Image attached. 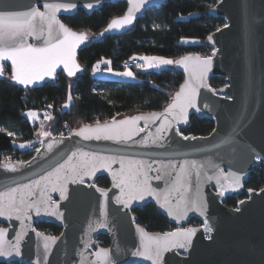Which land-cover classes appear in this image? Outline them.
<instances>
[{
  "label": "water",
  "instance_id": "1",
  "mask_svg": "<svg viewBox=\"0 0 264 264\" xmlns=\"http://www.w3.org/2000/svg\"><path fill=\"white\" fill-rule=\"evenodd\" d=\"M114 1L116 0H2L0 10L23 12L31 7H39L41 11H45L44 3H75L77 5L75 8L68 10L62 8L55 13L56 18L63 23L60 19L61 16H71L79 9L91 14L93 11L101 9L104 4ZM121 1L126 4V12L129 7L128 0ZM166 1L146 0L140 10L135 13L133 23L119 31L113 30L100 35L112 19L102 31L95 35L75 31L85 33L89 37L76 49V62L80 65L77 54L86 44L99 41L105 36H118L129 31L147 9L162 5ZM88 3H92L93 7H86ZM208 15L223 18L230 27H221V32L215 31L210 34L214 37V44L206 40L207 44L217 51L216 55L212 57L211 70L203 79L204 86L200 88L197 96L196 102L201 110L196 111L189 108L187 122L182 119L178 122L174 111L170 115L165 114L168 115V121L171 122L168 130L163 133L157 132L161 123L167 125L164 115L161 114L173 102L175 93L180 90V86L190 79L192 66L196 63L195 59L190 62L188 71H185L182 65H172L174 71L183 75V82L172 95L171 101L161 111L138 113L115 119L120 121L136 116L144 117V119L136 121L135 124L130 123L129 126L133 129V134L132 139L127 142L85 140L81 136L75 135L81 129L96 126V124H85L73 129L68 136H45L39 133L37 137L39 152L25 161H31V164H24L22 167L20 162L16 161L0 164V193L7 192L8 188H14L17 184H26L31 185L32 190L37 192V196L28 197L29 189H22L26 203L29 200L37 199L43 201L40 205L39 215L34 209L26 208L25 211L29 218L21 215L20 219H17V213L14 211L11 214L6 212L5 215L0 216V230H3L0 243L4 246L14 245L17 243V237H20V255L13 252L9 257H0V262L108 264L111 261L113 264H153L155 257L148 259L145 256L132 255L138 250L143 251L144 244H149L154 238L162 237L164 234L147 232L135 222L132 209L151 203L170 223L183 226V228L197 229L192 237V244L187 250L176 248L164 252L157 264H264V187L258 191H247V198L242 200L244 203L237 205L240 208L239 212L223 204L224 197L239 193L248 174L261 161L264 163V160L257 162L249 155L250 148L264 155V0H224L222 4L217 3L213 6L208 11ZM57 31L58 25H54V35ZM27 42L36 46L43 44L42 40H35L31 37L27 38ZM185 56L205 58L197 54ZM0 63L3 64L4 73L5 68L9 67L11 76V62ZM80 68L81 71L76 76L83 73L81 65ZM58 72H62L68 79L76 77H68L62 65L57 68L56 74ZM10 76L9 82L21 89L39 88L45 83L55 80V78L46 77L45 81L25 87L11 81ZM4 77L5 74L0 77V80ZM214 77L223 78L224 85L217 89L211 87L209 80ZM227 97L232 99L229 100ZM204 104H208L209 107L203 108ZM153 113L156 115L153 116ZM242 113L245 117L246 127L237 137L239 145L235 154L224 147L217 150L219 155L216 152L199 150L220 143L221 139L231 131L234 121ZM192 115L201 119L213 120L217 132L213 133L212 130L207 136H197L195 140H184V135H178V133H180V129L188 125ZM106 122L110 125L113 119ZM140 128H143L144 131L139 132ZM160 135H163L164 139H157ZM202 137L208 139H201ZM62 139L63 143H60ZM154 140L155 143H153ZM49 143H53L51 152L47 150ZM76 148L106 158L96 162L97 170L93 175L83 176V183L79 182V178H77V182H72L68 165H65V168L60 169L59 172L55 170ZM33 157L36 159L33 160ZM113 158L116 160L115 163L112 162ZM84 159L85 157L78 154L74 158V162ZM185 160L204 163L209 175H212L213 170L208 167L207 163L208 160H211L219 164L226 174L231 171L241 177L239 186L225 182L221 188L216 185L215 180L206 181L203 176L204 170H201L198 191L201 197L207 201L206 215L213 228L211 233H206L202 226L184 227L191 218L204 220V216L198 211H189L186 216L177 219L168 215L167 206H160L164 194L171 191L172 179L178 170V168L174 169L169 162L178 166L179 162ZM121 161L125 175L134 174L140 161H143L145 166L151 164V169L145 167L142 171L147 173L148 182L152 188L159 190L153 196H146L143 201L133 200L128 209L115 202L117 197L126 199L120 188L113 186L116 183L113 173H120ZM13 166L16 167V171L11 170ZM156 169H159L163 174V178L160 180L154 178L157 175ZM100 176L106 177L109 181L107 188H100L94 184V180ZM41 177L44 178L41 179ZM35 181L40 182L39 188L33 183ZM54 188L58 190L54 191ZM61 189L66 197L64 199H61ZM97 189L107 192V207L104 209L106 216L102 215L101 207L105 198ZM196 191V178L193 176L192 187L184 195L187 197ZM221 191H224L223 196L219 195ZM16 195L17 203H19V193ZM178 196V193L171 191L173 206L176 204ZM157 197H159V202ZM4 199L6 203L7 196ZM99 222L106 224V227H99ZM34 223L52 224L61 230L58 236H52L58 239L55 243L50 242L47 257L44 254L43 243L44 238L49 235L37 231L33 227ZM37 233L41 235H37ZM99 234L108 238V247L96 245L94 238ZM209 236L211 239L207 238ZM101 249L109 250L107 261L97 258L96 253Z\"/></svg>",
  "mask_w": 264,
  "mask_h": 264
},
{
  "label": "trees",
  "instance_id": "2",
  "mask_svg": "<svg viewBox=\"0 0 264 264\" xmlns=\"http://www.w3.org/2000/svg\"><path fill=\"white\" fill-rule=\"evenodd\" d=\"M216 4L217 0H167L162 5L147 9L129 31L118 36H105L82 47L77 58L83 73L74 79H68L58 72L53 82L39 88L21 89L9 82L10 69L6 67L5 77L0 80V129L13 130L19 140L0 131V160L6 154L24 161L32 157L27 152L37 143L38 133L35 125L25 116L28 111L39 112L48 108L52 117L50 135L66 126L75 129L85 124L94 125L97 121L103 123L113 118L161 111L183 82V75L174 71L172 66L147 73L136 72L135 81L95 78L92 76L93 66L102 60H109L113 69L123 70L125 63L141 56L173 60L189 54L210 56L213 49L207 44V37L225 24L223 18L208 15ZM125 10V2L116 0L91 14L79 9L75 14L61 16L60 19L74 31L95 35L111 19L122 16ZM193 40L197 42H183ZM209 84L217 89L224 85V79L214 77ZM69 91L72 99L65 108ZM213 128V120L192 115L180 133L191 137L207 136ZM19 143L29 146L20 148ZM94 184L107 188L109 181L100 176L94 180ZM263 187L264 163L260 162L243 182L242 191L236 196L226 197L223 203L227 207H235L239 200L247 197L249 189L258 191ZM132 213L136 223L147 232L162 234L175 229L176 225L170 223L151 203L134 208ZM193 221L196 220H189V224ZM33 227L49 236L60 233V228L48 223H34ZM95 240L100 246H108L105 236H98Z\"/></svg>",
  "mask_w": 264,
  "mask_h": 264
},
{
  "label": "snow or ice",
  "instance_id": "3",
  "mask_svg": "<svg viewBox=\"0 0 264 264\" xmlns=\"http://www.w3.org/2000/svg\"><path fill=\"white\" fill-rule=\"evenodd\" d=\"M2 2V0H0ZM146 2V0H128L129 7L125 14L118 18H113L110 23H108L104 32L100 33V35H104L105 32H110L113 30L119 31L121 29L126 28L131 25L134 21V15L136 12L140 10V7ZM224 0H217L218 4H222ZM77 5L75 3H67V4H54V3H44L43 7L45 11H41L39 7H31L27 11H8V10H0V62L10 61L11 62V76L10 80L15 82L18 85H22L28 87L29 85H35L38 82L45 81V78H55L56 70L61 65L63 66V70L66 72L68 77H74L76 74L81 71L80 65L76 62V49L88 40V35L85 33H77L63 23H61L57 18L55 13L60 9H72ZM88 8H92V3H88L86 5ZM54 25H58V31L54 35ZM158 27V26H157ZM230 25L225 23L223 28H228ZM221 28H217L216 32H221ZM33 38L35 40H42V46H36L32 43L27 42V38ZM207 40L214 44L213 35H209ZM189 42V41H185ZM196 43L197 41H191ZM216 49L213 48V52L211 56H207L201 59L199 56L193 58L192 56H184L180 59L173 60L164 57H155V56H142L141 60L146 62L147 68H161L169 65H182L185 68V71L189 70L190 62L195 59L196 63L192 66V71L190 72V79L186 80L184 84L180 86V90L175 93L173 98V102L168 105V107L164 110L165 121H167V125L165 123H161L158 127L157 132L163 133L168 130V127L171 126V122L168 121V115L172 112H176V119L179 122L182 119L184 122H187L188 119V109L193 108L196 111H200L201 108L197 105V96L199 94L200 88L203 85V79L208 71L211 70L212 66V57L216 55ZM104 64L110 63L107 60L102 61ZM137 67H143V65H137ZM99 70V63L93 66V74H95ZM108 72H112L113 70L108 67ZM4 67L3 64L0 63V77L4 76ZM117 76L122 77H133L134 73L130 70H126L123 72H115ZM215 94V93H214ZM231 100V97H227ZM71 93L69 91L68 100L71 101ZM66 107L68 105H65ZM51 107V105H49ZM208 104H204L203 108H208ZM168 114V115H165ZM26 115L29 118H35L37 113L35 111H28ZM153 116L156 114L153 113ZM48 119H52V117H47ZM159 118V117H157ZM144 119L142 116L131 117L128 119L116 121L113 118L112 124H108L105 122L101 124L99 121L96 122L95 127H87L85 129H81L76 132L75 135L81 136L85 140H111L116 142H127L132 139L133 129L129 126L131 124H135L136 121ZM246 127V121L244 114L242 113L240 117H238L233 124V127L229 133H227L223 139H221L220 143L211 145L210 148H201L200 151L206 152H216L217 155L219 153L217 150H220L222 147L226 148L229 152L235 154L237 152V148L239 145V141L237 137ZM0 131H4V129H0ZM139 132L144 131L143 128L138 129ZM217 129H213V133H216ZM87 133V134H86ZM9 136H13L14 133L8 132ZM45 136L50 135L48 132L42 133ZM178 135H182L178 133ZM157 139H164L163 135L157 137ZM184 140L189 139H197V137H189L183 136ZM201 139L207 140V137H202ZM156 141L154 140L153 143ZM63 143V139L60 141ZM25 144H20V148H25ZM48 152L53 150V143H49L47 145ZM39 152V149H36ZM80 154L85 157L84 160L79 162H74V158ZM249 155L251 159L256 160L257 162L264 160V155L256 152L255 149H249ZM7 159V158H6ZM36 158L33 157V160ZM105 157L99 156L96 153L83 152L82 149L76 148L71 151V154L67 156V159L63 164H59L55 170L57 172L60 169H64L65 165H68V172L71 173L72 182H77V178H79V182L83 183V176L85 175H93L96 168L97 161L105 160ZM112 162L115 163V158L112 159ZM32 162H20V166H24V164H31ZM176 171V174L173 176L171 183V191H175L179 194L176 204L173 206L171 191L164 194L163 202L161 203V207L167 206L168 215L173 216L174 218L179 219L180 217L186 216L189 211H198L202 216H204L203 220V230L206 233H211L213 228L209 223V219L206 215L207 211V201L204 200L198 189L200 184L201 170L203 171V176L206 181H216V185L223 188L225 182L230 185L240 184V175L237 173H225L224 169L220 167L219 164L208 160V167L213 170V174L209 175L208 170L205 168L204 163H199L195 160L192 161H181L178 166L175 163L169 162ZM7 167V165H5ZM147 167L151 169V164L145 166L143 161L138 162V167L136 172L125 175L123 171V163L121 161V171L119 174L113 173L114 178L116 179V183H114V187L120 188V191L126 199H121L120 197L116 198L117 204H122L125 209L130 207V204L133 200L143 201L146 196H153L158 189L152 188V186L148 182L147 173L142 171ZM12 171H16V167L13 166ZM157 175L154 177L156 180H160L163 178V174L159 169L155 170ZM168 175H172L171 173H167ZM143 176V179H141ZM196 178V188L197 191L189 196H185L184 193H187L189 189L192 187V177ZM44 177H41L43 179ZM37 188L40 187V182H33ZM22 189H29L27 192L28 197L37 196V192L32 190L31 185L26 184H17L14 188H8L7 192L0 193V216L6 214H11L13 211L17 213V219H20L21 215L27 217V212L25 209H34L36 214L39 215L41 211L40 205L43 203L42 200H29L26 203L25 194ZM58 190L56 188L53 189ZM101 192V196L105 198L104 203L102 204V215L106 216V212L104 209L107 207V192L97 189ZM252 190L249 189V192ZM17 193H19V203H17ZM219 195L223 196L224 191H221ZM7 196V202L5 203L4 197ZM66 198L61 189V199ZM159 202V197H157ZM240 204H243L244 201H240ZM235 211L239 212L240 208L237 207ZM62 215V214H61ZM99 227H106V224L103 222H99ZM33 231H35L33 229ZM197 229L195 228H177L173 232H166L163 236H157L154 238L151 243L144 244L143 251L133 252L134 256H145L148 259H153L155 257L153 264H157L162 258V254L164 252H168L171 249H185L189 248L192 244V237L194 236ZM3 235V230H0V236ZM37 235H41L37 233ZM211 239V237H207ZM19 239L17 237V243L14 245L4 246L0 243V257H9L15 252L16 255H20L19 249ZM57 237H45L43 243V249L45 257H47L49 244L55 243ZM109 250L101 249L100 252L96 253L98 259H103L105 261L108 260ZM108 264H113V262L109 261Z\"/></svg>",
  "mask_w": 264,
  "mask_h": 264
},
{
  "label": "rangeland",
  "instance_id": "4",
  "mask_svg": "<svg viewBox=\"0 0 264 264\" xmlns=\"http://www.w3.org/2000/svg\"><path fill=\"white\" fill-rule=\"evenodd\" d=\"M183 42H185V41H183ZM185 43L186 44H192L193 42L189 41V42H185ZM102 61H104V60H102ZM102 61L98 62L99 63V70L95 74H92V76L95 77V78H98V79H103V80L135 81L136 80V72L147 73V72H150V71H158V70H160L162 68H166V67L172 66V65H169V66H164V67H161V68H151V69H149L146 66V62L141 60L140 57H137L136 61L138 62V65H143V67H135L134 69H131V68H128V67H124L123 70H116V69H113L111 67L110 63H108L106 65V64L102 63ZM107 61H109V60H107ZM108 67H110L113 71L112 72H108L107 71ZM126 70L132 71L134 73V76L133 77H122V76H117V75L114 74L115 72H123V71H126ZM68 104H69V100H68L66 105H68ZM64 107L68 108V106L67 107L64 106ZM26 113H25L26 118L29 120L30 123L35 125V127L37 128V133L38 134L39 133H44V132H48V133L50 132V126H51L52 120L47 118V117L50 116V111L49 112H44V111L43 112H41V111L36 112L37 116L35 118H29L26 115ZM1 129H4V131H2V132L6 133V134L8 132L14 133V135L10 136V137L13 138L14 140H19L18 136L16 135V133L13 130H9L7 128H1ZM15 144H17V143H15ZM20 144H25V143H19L18 145H20ZM25 145H27V144H25ZM181 227H183V226L176 225L175 229L181 228Z\"/></svg>",
  "mask_w": 264,
  "mask_h": 264
},
{
  "label": "built area",
  "instance_id": "5",
  "mask_svg": "<svg viewBox=\"0 0 264 264\" xmlns=\"http://www.w3.org/2000/svg\"><path fill=\"white\" fill-rule=\"evenodd\" d=\"M137 65H138V62L135 59H133V60H130L127 63H125L124 67L135 68V67H137ZM43 111L49 112L47 107L44 108L41 112H43ZM72 130H73L72 128L66 126L63 128H59L58 130H56V132H55L56 134H54V135L51 134V135L52 136H68ZM36 149H39V145L37 143L34 146H32L30 149H28L27 153H29V154H31V156H33L37 152ZM15 161L16 162H25L22 158L16 159L14 156L6 154V155L1 156L0 164L15 162Z\"/></svg>",
  "mask_w": 264,
  "mask_h": 264
},
{
  "label": "flooded vegetation",
  "instance_id": "6",
  "mask_svg": "<svg viewBox=\"0 0 264 264\" xmlns=\"http://www.w3.org/2000/svg\"><path fill=\"white\" fill-rule=\"evenodd\" d=\"M75 14V13H74ZM242 191V190H241ZM240 191V192H241ZM239 192V193H240ZM239 193H237V194H233V195H230V196H226V197H233V196H236V195H238ZM247 193V192H246ZM226 197H224V199L226 198ZM247 198V197H246ZM246 198H244V199H246ZM223 199V200H224ZM244 199H241V200H239L237 203H236V205H235V207H228V208H233V209H236V207H237V205H238V203L240 202V201H242V200H244ZM224 204V203H223ZM141 207V206H140ZM227 207V206H226ZM137 208V207H136ZM133 210V209H132ZM191 219H195L196 221H193L192 222V224L190 225L189 224V221H188V224L186 225V226H184V227H200V226H202L203 225V221L202 220H199V219H196V218H191ZM191 219H189V220H191ZM136 222V221H135ZM139 225V224H138ZM176 225V224H175ZM143 228V227H142ZM181 228H183V227H181ZM144 229V228H143ZM61 231V230H60ZM59 235V234H58ZM57 235V236H58ZM98 236H105V235H103V234H99V235H97L96 237H98ZM96 237L94 238V240L96 239ZM106 237V236H105ZM107 238V237H106ZM107 240H108V238H107ZM95 242H96V245L97 246H100L99 244H98V242L95 240ZM108 246H109V241H108ZM108 246H106V247H108ZM100 247H104V246H100Z\"/></svg>",
  "mask_w": 264,
  "mask_h": 264
},
{
  "label": "crops",
  "instance_id": "7",
  "mask_svg": "<svg viewBox=\"0 0 264 264\" xmlns=\"http://www.w3.org/2000/svg\"><path fill=\"white\" fill-rule=\"evenodd\" d=\"M135 60H136V58H135Z\"/></svg>",
  "mask_w": 264,
  "mask_h": 264
}]
</instances>
